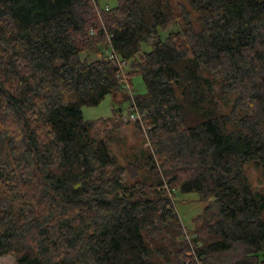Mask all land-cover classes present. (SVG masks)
<instances>
[{
  "label": "trees",
  "instance_id": "obj_1",
  "mask_svg": "<svg viewBox=\"0 0 264 264\" xmlns=\"http://www.w3.org/2000/svg\"><path fill=\"white\" fill-rule=\"evenodd\" d=\"M136 73L141 123L83 117ZM129 123L149 146L121 163ZM247 164L264 172V0H0V256L264 264ZM177 192L206 202L189 240Z\"/></svg>",
  "mask_w": 264,
  "mask_h": 264
},
{
  "label": "rangeland",
  "instance_id": "obj_2",
  "mask_svg": "<svg viewBox=\"0 0 264 264\" xmlns=\"http://www.w3.org/2000/svg\"><path fill=\"white\" fill-rule=\"evenodd\" d=\"M97 6L101 9L112 8L117 5V0H96ZM166 31H160L161 37L166 35ZM152 48L150 43L143 44V50L148 51ZM90 58H95L93 53H87ZM85 56V53L83 54ZM128 63L124 66V72L128 70ZM131 82L126 81V85L129 88H124L123 92L120 91L117 96L113 93H109L105 98L95 106H82V115L85 119H97L106 118L113 115V109L116 110V116L123 121L128 119L130 97L133 93H141L145 91V85L142 77L139 73L131 75ZM129 95V98L121 97L122 93ZM144 131V130H143ZM145 137L143 146H149V140L145 133L138 131L132 123L124 124L117 134L118 142L113 141L110 143L112 153L118 158L119 162L124 163L127 160H131L135 154L140 153L141 138ZM246 171L251 181V184L255 190H259L264 193V172L258 166L253 164L246 165ZM196 192H177L174 198V206L177 214L180 218L182 226L184 227L185 235H195L192 231L193 218L199 214L206 202H201L197 199ZM0 264H14V258L10 255L0 256Z\"/></svg>",
  "mask_w": 264,
  "mask_h": 264
},
{
  "label": "built area",
  "instance_id": "obj_3",
  "mask_svg": "<svg viewBox=\"0 0 264 264\" xmlns=\"http://www.w3.org/2000/svg\"><path fill=\"white\" fill-rule=\"evenodd\" d=\"M105 9H108L107 7H105ZM107 55L109 56V58L111 59H115L119 65L122 67L123 65L125 66V62H120V60L117 58V56L114 54V52H112V50H107ZM122 69V68H121ZM123 73V70H122ZM124 88H129L128 85H126V82L124 83ZM131 104V103H130ZM129 104V105H130ZM141 118H142V114L137 110L136 106L133 104L132 106H130V110H129V114H128V119L132 120V121H139V123H141ZM186 238L189 240L190 236L185 235Z\"/></svg>",
  "mask_w": 264,
  "mask_h": 264
}]
</instances>
